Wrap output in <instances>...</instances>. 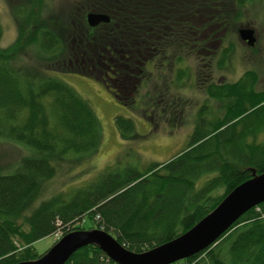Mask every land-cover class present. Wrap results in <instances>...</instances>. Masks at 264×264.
I'll return each mask as SVG.
<instances>
[{
  "label": "trees",
  "instance_id": "1",
  "mask_svg": "<svg viewBox=\"0 0 264 264\" xmlns=\"http://www.w3.org/2000/svg\"><path fill=\"white\" fill-rule=\"evenodd\" d=\"M234 1L243 5L246 0ZM47 4L18 0L12 13L24 14L31 6L44 11ZM90 11L107 14L109 21L89 26ZM223 11L219 0H70L63 15H49L36 26L29 40L35 61L0 47V140L30 149L13 169L0 164V264L37 258L41 253L33 242L59 226L64 233L84 229L66 226L81 216L93 223L90 227L112 232L128 250H148L188 230L236 185L264 172V89L252 88L255 77L248 70L234 82H216L212 76ZM179 63L185 66L170 78ZM189 63L195 83L207 82L204 91L222 113L214 117L207 102L199 106L185 148L142 170L131 164L105 169L67 197L54 194L34 205L56 162L94 153L102 136L90 103L52 72L95 77L121 103L134 107V101H143L151 128L152 117L165 114L176 129L183 122L178 116ZM153 67L163 70L156 81L149 75ZM111 79H135L146 93L123 96ZM114 124L123 140L140 137L131 118L116 115ZM21 213L27 231L15 222ZM177 263L264 264V201L240 215L215 243L172 264ZM63 264L117 263L91 243Z\"/></svg>",
  "mask_w": 264,
  "mask_h": 264
},
{
  "label": "rangeland",
  "instance_id": "2",
  "mask_svg": "<svg viewBox=\"0 0 264 264\" xmlns=\"http://www.w3.org/2000/svg\"><path fill=\"white\" fill-rule=\"evenodd\" d=\"M6 1L8 0H0V47L8 48L7 51L14 56L19 55L25 60L35 61L36 57H34V51L29 40L33 36L36 26L39 23H45L49 15H63L64 13L61 12L68 11L70 0H47L48 4L44 11L31 6L26 13L16 16L12 13V6L18 0H10L12 2L11 7ZM219 2L226 17L221 25L220 39L215 45L217 53L214 54L211 64L214 81L234 82L244 71L248 70L255 77V80H252V88L257 91L264 89V0H246L243 5L236 4L234 0H219ZM242 27L253 28L256 36L252 46L247 45L239 38L238 29ZM23 33L25 38H22ZM184 63L176 64L174 70L170 72V78L176 76L177 69L179 66L184 67ZM189 64L191 68H189L188 76H184L182 79L185 82L183 86L186 87L182 89L186 94H181L184 96L182 98L183 112L182 115L178 116V120L183 119V122L176 129L172 123H168L165 114L162 112L160 114L163 115L152 117L155 122L154 127L151 128V122L144 117L141 110L144 107L143 101H134V107L141 103V107L136 109L121 103L95 77L75 72H52L53 75L68 83L90 103L100 121L102 136L99 147L94 153L81 157L60 159L56 162L53 175L43 181L41 193L34 205L42 199H49L54 194H59L63 198L67 197L71 189L95 180L105 169H117L131 164L142 170L148 163L164 161L185 148L194 124L195 112L199 106L207 102L213 110L212 116L215 117L222 113L220 104L211 98L209 99L204 91L207 82L205 81L200 85L195 83V67L192 63ZM146 69L150 70L152 66L148 65ZM159 70L162 69L158 67L153 70V73H148L152 80L156 81V76L160 73ZM140 85L142 83H139L135 88V93L140 92L144 95L146 88L142 85L143 88L139 90ZM141 94L138 95L143 96ZM116 115L131 118L135 125V132L140 137L123 140L114 124ZM29 153L30 149L20 143L0 140V164H8L5 168L6 171L16 166V160L20 156ZM206 178L207 176L200 178L196 182L195 188H198ZM216 193L221 192L219 190ZM21 215L15 222L19 223L21 229L27 231L28 224L23 220L25 216L22 213ZM84 217L81 216L78 222L67 224V228L77 224L82 225L84 229L98 228V226L90 227L93 223ZM95 219L97 220L96 217ZM109 233L113 234L110 231ZM63 234V229L59 226L55 232L36 240L32 244L38 253H43Z\"/></svg>",
  "mask_w": 264,
  "mask_h": 264
},
{
  "label": "water",
  "instance_id": "3",
  "mask_svg": "<svg viewBox=\"0 0 264 264\" xmlns=\"http://www.w3.org/2000/svg\"><path fill=\"white\" fill-rule=\"evenodd\" d=\"M86 21L89 26H95L109 21V16L90 11L86 14ZM238 35L249 46L255 42L251 27L239 28ZM263 201L264 172L236 185L188 230L148 250L130 251L103 229H75L64 233L37 258L13 264H63L75 250L91 243L99 246L117 264H171L215 243L240 215Z\"/></svg>",
  "mask_w": 264,
  "mask_h": 264
},
{
  "label": "flooded vegetation",
  "instance_id": "4",
  "mask_svg": "<svg viewBox=\"0 0 264 264\" xmlns=\"http://www.w3.org/2000/svg\"><path fill=\"white\" fill-rule=\"evenodd\" d=\"M135 81H136L135 79H132L131 82L125 81V82L115 83V81L111 79V82H114L115 86L118 88V92H120L121 94H123V96H126V97L134 96L135 88L137 85L136 83L137 81L136 82Z\"/></svg>",
  "mask_w": 264,
  "mask_h": 264
}]
</instances>
